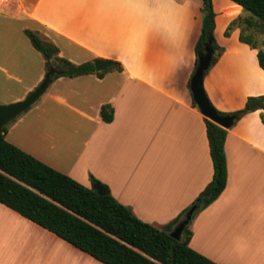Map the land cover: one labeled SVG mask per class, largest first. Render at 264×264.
<instances>
[{
    "label": "crops",
    "instance_id": "1",
    "mask_svg": "<svg viewBox=\"0 0 264 264\" xmlns=\"http://www.w3.org/2000/svg\"><path fill=\"white\" fill-rule=\"evenodd\" d=\"M223 51L203 75L214 108L232 112L264 95L256 49L239 41L230 0H211ZM201 0H0V105L42 80L37 32L74 64L117 61L121 70L61 76L5 127V139L90 186V176L142 221L157 227L189 207L213 174L204 116L189 80L201 28ZM264 38V36H263ZM109 105L113 118L102 120ZM264 109L227 128V178L191 218L188 245L219 264H264ZM0 264H104L0 203Z\"/></svg>",
    "mask_w": 264,
    "mask_h": 264
},
{
    "label": "trees",
    "instance_id": "2",
    "mask_svg": "<svg viewBox=\"0 0 264 264\" xmlns=\"http://www.w3.org/2000/svg\"><path fill=\"white\" fill-rule=\"evenodd\" d=\"M201 1V28L194 46L195 64L197 55L204 52L209 40L210 68L223 48L217 44L213 34L215 12L212 1ZM230 1L248 11L249 15L232 20L224 34L227 36L234 26L239 27V41L256 49L257 63L264 72V0ZM24 32L44 57L45 69L49 66L55 69L52 80L61 76L74 77L93 72L101 75L106 70H121L117 61H112L111 66L101 71L95 70L94 61L74 64L59 56L57 46L37 32L28 29ZM192 103L195 105L194 101ZM259 109H264L263 94L247 96L243 106L232 112H221L215 108L221 115H234L233 122ZM100 115L102 120L109 122L113 118V110L109 105H102ZM204 124L213 174L210 182L192 202L197 204V208L191 218L219 196L227 178L224 151L227 129L206 117ZM2 130L0 203L104 264H219L188 245L191 220L179 239L170 236L189 207L161 227L144 222L129 207L118 202L107 186L93 176H90V186L81 184L9 143L4 137L6 127ZM94 183L104 186L106 194H98L93 188Z\"/></svg>",
    "mask_w": 264,
    "mask_h": 264
},
{
    "label": "water",
    "instance_id": "3",
    "mask_svg": "<svg viewBox=\"0 0 264 264\" xmlns=\"http://www.w3.org/2000/svg\"><path fill=\"white\" fill-rule=\"evenodd\" d=\"M211 49L210 41L208 40L204 46V52L197 55L196 64L192 75L189 80V89L192 95V99L199 112L209 119L210 121L227 129L232 126L234 121V115H221L219 114L211 102L209 101L204 88H203V75L205 70L210 66ZM95 70H105L112 65L110 60H94L93 62ZM55 73V69L52 66L46 70L42 80L39 84L31 90L24 98L12 102L10 104L0 105V133L3 132L5 125L17 117L20 113L24 112L29 106H31L45 91L47 85L52 80ZM93 188L98 194H106L107 189L99 183H94ZM197 204H192L182 215L179 222L170 232V236L174 239H179L182 230L191 220L193 212L196 210Z\"/></svg>",
    "mask_w": 264,
    "mask_h": 264
},
{
    "label": "rangeland",
    "instance_id": "4",
    "mask_svg": "<svg viewBox=\"0 0 264 264\" xmlns=\"http://www.w3.org/2000/svg\"><path fill=\"white\" fill-rule=\"evenodd\" d=\"M241 9L243 10V12H245L244 14H249V12L248 11H246V10H244L242 7H241ZM237 29L239 30V32H240V28L239 27H237ZM239 32H238V35H239ZM264 36V35H263ZM262 36V37H263Z\"/></svg>",
    "mask_w": 264,
    "mask_h": 264
}]
</instances>
